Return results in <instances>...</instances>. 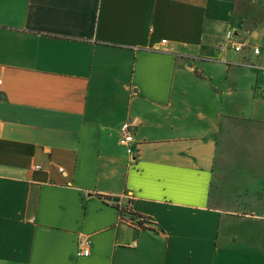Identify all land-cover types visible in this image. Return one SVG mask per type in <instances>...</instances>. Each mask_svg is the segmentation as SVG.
Here are the masks:
<instances>
[{"label": "crops", "instance_id": "1", "mask_svg": "<svg viewBox=\"0 0 264 264\" xmlns=\"http://www.w3.org/2000/svg\"><path fill=\"white\" fill-rule=\"evenodd\" d=\"M257 1L0 0V264H264Z\"/></svg>", "mask_w": 264, "mask_h": 264}, {"label": "built area", "instance_id": "2", "mask_svg": "<svg viewBox=\"0 0 264 264\" xmlns=\"http://www.w3.org/2000/svg\"><path fill=\"white\" fill-rule=\"evenodd\" d=\"M256 36L255 31H251L248 29L238 31L236 29H229L226 31L224 39L220 43V49L223 51L233 50L237 53H242L245 48L253 46L252 39ZM253 51L256 55H260L262 53V49L259 46H254ZM2 119L0 118V126L2 124ZM136 125L135 121L127 120L122 128H121V137L120 143L127 148V151L131 156H134L136 153V144L134 134L132 132L133 127ZM37 168H40V165H36ZM61 171H64L63 167L59 168ZM125 213L131 212L129 207H126ZM129 225L142 227L143 219H135L133 217L128 218L126 221ZM79 243V254L80 255H89L90 254V244L91 239L87 235H83L78 240Z\"/></svg>", "mask_w": 264, "mask_h": 264}, {"label": "rangeland", "instance_id": "3", "mask_svg": "<svg viewBox=\"0 0 264 264\" xmlns=\"http://www.w3.org/2000/svg\"><path fill=\"white\" fill-rule=\"evenodd\" d=\"M252 8H254L255 10H256V9H259V8H260L261 10L264 9V7L262 6V2H258V1L254 3V5L252 6ZM260 18H261V17H260ZM260 18H259V19H260ZM259 19H257V21H258ZM252 22H256V21H252ZM247 29H248V30H251V31H256L254 26H251L250 28H247ZM262 29H263L262 32H260V31H261L260 29L258 30L261 34L264 33V27H263ZM261 44H262L261 46L264 48V42H262Z\"/></svg>", "mask_w": 264, "mask_h": 264}]
</instances>
